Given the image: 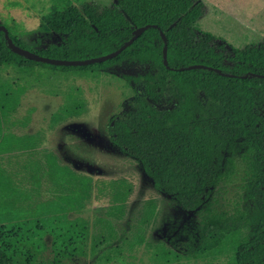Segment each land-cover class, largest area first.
Masks as SVG:
<instances>
[{
	"label": "trees",
	"instance_id": "1",
	"mask_svg": "<svg viewBox=\"0 0 264 264\" xmlns=\"http://www.w3.org/2000/svg\"><path fill=\"white\" fill-rule=\"evenodd\" d=\"M116 2L103 8L84 3L45 17L43 27L60 44L39 51L8 31L20 48L76 61L108 55L130 40L135 29L156 26L103 63L65 67L34 62L13 52L0 32V70L17 74L0 79V264L89 258L91 264H127L137 248L149 247L146 233L157 216L155 199L142 203L127 231L130 237H121L117 226L126 218L133 182L80 173L55 151L42 148V131L19 132L28 128L35 108L16 118L31 89L29 81L38 82L44 71L89 78L127 67L133 73L122 77L133 96L112 118L109 141L140 164L157 192L183 211L201 215L200 242L196 248L186 246V256L220 253L216 247L230 240L229 264H264V43L228 52L197 30L203 14L197 0ZM160 32L167 39L168 68ZM194 65L220 72L185 69ZM85 113L84 101L68 94L50 116L48 128L55 130ZM239 151L247 173L245 212H214L212 192L232 176ZM91 201L106 202L102 216L85 215ZM155 248L161 251H153L150 262L166 264L163 251L168 248Z\"/></svg>",
	"mask_w": 264,
	"mask_h": 264
},
{
	"label": "rangeland",
	"instance_id": "2",
	"mask_svg": "<svg viewBox=\"0 0 264 264\" xmlns=\"http://www.w3.org/2000/svg\"><path fill=\"white\" fill-rule=\"evenodd\" d=\"M197 1L203 13L195 24L197 30L211 35L228 52L231 49L243 51L264 43V0ZM74 3L78 9L84 3L101 8L117 5L116 0H3L0 2V25L33 51H39L60 44V38L43 27L44 18ZM131 73L133 68L127 67L110 71L108 75L88 78L53 75L44 71L38 82L29 81L31 89L22 98L16 118L24 117L28 109L35 108L26 131H42L45 135V148L55 151L65 164L94 179L126 178L133 182L135 188L128 203L126 218L117 226L121 237H130L127 231L142 203L149 199L157 201V216L146 233L149 247L137 248L132 253L134 258H128L127 264H154L150 262V256L153 251L157 252L155 247L158 245L168 248L163 251L166 264H229L232 256L230 240H224L216 247L220 253L212 250L206 253V257L186 256L190 252L185 247L191 245L196 248L200 242L201 215L183 211L170 197L157 192L140 164L111 145L109 124L133 96L132 89L122 77ZM14 77H17L14 70H0V79ZM68 94L84 101L86 113L50 130L49 118L64 103ZM240 152L235 156L232 176L235 175L237 162H240L244 166L243 180L230 185L222 181L213 190L210 207L214 212L234 216L245 212L247 202L243 184L247 173ZM106 205L104 201H91L85 215L91 219L102 216ZM46 242L49 244V238H46ZM45 256L50 258L49 252ZM92 262L93 259L89 258L64 264Z\"/></svg>",
	"mask_w": 264,
	"mask_h": 264
},
{
	"label": "water",
	"instance_id": "3",
	"mask_svg": "<svg viewBox=\"0 0 264 264\" xmlns=\"http://www.w3.org/2000/svg\"><path fill=\"white\" fill-rule=\"evenodd\" d=\"M150 27H156L154 25H145L143 27L137 28L134 30V34L133 36L130 38V40H128L125 44H123L119 49H117L116 51L105 55V56H101V57H97V58H91V59H87V60H76V61H68V60H58V59H51L48 57H44L41 55H38L34 52L28 51L24 48H20L18 46H16L13 41L11 40V38L8 36V30L0 25V32H2L5 36V39L7 41L8 47L15 53L22 55V56H26L28 58V60L34 61V62H38V63H44V64H49V65H54V66H65V67H81V66H87V65H91V64H96V63H103L107 60H111L113 58H115L116 56H118L122 51H124L127 47H129L143 32H145L147 29H149ZM160 36L164 42V48H163V64L166 68H168V63H167V58H166V54H167V48H166V42L167 39L165 37V35L160 32ZM200 68H207L209 70H214L216 72H220L217 69H213L210 67H205V66H201V65H194V66H190L187 67L185 69L187 70H191V69H200ZM223 76H227L226 74H222ZM112 125V124H111Z\"/></svg>",
	"mask_w": 264,
	"mask_h": 264
},
{
	"label": "clouds",
	"instance_id": "4",
	"mask_svg": "<svg viewBox=\"0 0 264 264\" xmlns=\"http://www.w3.org/2000/svg\"><path fill=\"white\" fill-rule=\"evenodd\" d=\"M243 174H244V166L240 162H237L235 175L232 177H229L225 181V184L230 185L232 183L242 182Z\"/></svg>",
	"mask_w": 264,
	"mask_h": 264
},
{
	"label": "crops",
	"instance_id": "5",
	"mask_svg": "<svg viewBox=\"0 0 264 264\" xmlns=\"http://www.w3.org/2000/svg\"><path fill=\"white\" fill-rule=\"evenodd\" d=\"M2 1H3V0H0V2H2ZM63 1H70V2H71V0H62V2H63ZM72 1H73V0H72ZM72 6H73V7H76V8L78 7L75 3L72 4ZM0 24H1V22H0ZM23 97H24V96H23ZM21 102H22V101H21ZM26 130H27V129H25V130H21V133H34V132H36V131H33V132H27ZM44 143H45V141H44ZM44 143H43V145H42V148H43V149H47V148H45ZM76 171H77V170H76Z\"/></svg>",
	"mask_w": 264,
	"mask_h": 264
}]
</instances>
